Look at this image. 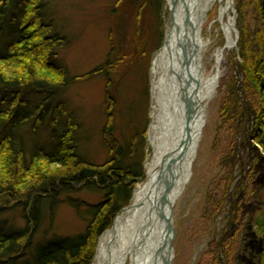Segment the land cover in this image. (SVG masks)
Listing matches in <instances>:
<instances>
[{
  "label": "trees",
  "instance_id": "16d2710c",
  "mask_svg": "<svg viewBox=\"0 0 264 264\" xmlns=\"http://www.w3.org/2000/svg\"><path fill=\"white\" fill-rule=\"evenodd\" d=\"M134 2L140 13L149 0ZM150 2L155 7L160 4V0ZM46 7L44 0H0V201L15 202L26 221L20 232H0V264H91L99 237L110 228L119 211L129 205L134 185L144 176L147 110L142 128L133 124L122 141L115 136L114 98L108 86L112 78L109 73L123 63L122 45L116 50L113 44L105 64L93 71L108 80L104 96L106 121L101 134L109 158L97 164L80 151L81 126L58 100L70 83L67 69L58 62V50L68 41L57 32ZM235 7L239 32V62L231 90L235 102L223 106L221 113L226 121H240L241 139L236 141L232 136L224 163L240 166L238 156L242 151L250 160V169H245L248 175L244 179L239 174L237 186L232 184L236 177L228 174L220 187L224 188L222 202L229 203L231 222L241 224L245 219L242 204L257 201V190L251 183L262 160L255 144L264 154V0H236ZM249 7L259 21L256 31L246 23L245 10ZM139 18L138 15L136 21ZM118 26H122L121 22ZM125 37L122 33L119 41L124 43ZM47 121L53 148L46 151L30 146L27 151L19 133L27 128V133L33 134ZM129 124L132 126L131 121ZM84 186L103 192V200L90 210L83 233L35 241L32 234L41 220V206L50 202L52 208L62 194L80 191ZM236 192L234 199H226ZM262 199L264 203V193ZM256 223L264 240V215ZM240 248V231H226L219 240L209 243L197 264H238ZM258 259L259 264H264V243Z\"/></svg>",
  "mask_w": 264,
  "mask_h": 264
},
{
  "label": "rangeland",
  "instance_id": "374dc122",
  "mask_svg": "<svg viewBox=\"0 0 264 264\" xmlns=\"http://www.w3.org/2000/svg\"><path fill=\"white\" fill-rule=\"evenodd\" d=\"M44 1L47 4L45 11L55 23L57 32L68 41L67 46L58 50V62L67 69L70 83L58 100L65 104L81 126L78 137L80 151L89 161L103 163L109 158L101 134L106 121L104 96L108 80L102 74L93 71L105 64L113 44L117 46L116 50L119 49L120 44L122 45L120 51L123 63L118 65L114 72L109 73L110 78L112 77L108 90L114 98L115 136L122 141V138L129 135V128H133V124L136 128H142L147 110L148 138L151 122V66L154 56L162 48L165 40L169 20L167 0H160L157 7L151 6L149 0L140 13H137L138 7L134 0ZM235 5L236 0H233L237 14ZM245 11L246 23L252 31H256L259 21L254 10L249 7ZM217 12L218 5L208 15L203 32L205 37L208 36L209 26L216 22ZM138 15L140 18L136 21ZM231 15L233 17V13ZM119 22L122 26H118ZM215 26L210 35L215 39L212 51L223 46L222 39L218 35L215 36L218 23ZM235 26L237 28V17ZM118 27L120 30L116 29ZM122 33L126 35L124 43L119 41ZM115 55L116 53L111 55V58ZM227 55V60L222 65L223 75L219 79L217 91L207 108L206 121L192 165L191 177L173 208L172 264H197L207 251L209 243L214 239L219 240L229 230H239L241 238L246 239L243 243L251 240L246 237L251 231L262 237L256 223L258 218L264 215L262 202L264 154L259 145L255 144L259 147L256 150L262 161L251 183L257 190V201L252 200L242 204L244 221L241 224L237 221L231 222L232 214L228 215L231 212L229 203L222 202L224 188L221 189L220 184L223 185L224 178L226 179L228 174H231L229 177H236L232 184L237 186L239 174L242 173L241 179H244V176L248 175L245 169H250V160L246 152L241 153L242 151L238 156L241 161L240 166L236 164L234 167H229L224 163L232 145V136L234 135L233 139L236 141L241 139L238 133L240 121L237 119L226 121L221 113L223 106L235 102V98H231V90L239 56L235 51ZM205 64L206 68L211 70L209 59ZM130 121L132 126L129 124ZM42 125L33 134L27 133V128L19 133L25 141L27 151L30 150V146H38L46 151L53 148L55 143L49 129V121L43 127ZM230 127H233V130H230ZM149 151L146 141L143 169ZM145 178L144 169L143 179L134 185V190ZM236 195L237 192L234 196H227L226 199H234ZM102 200L103 192L84 186L80 191L62 194L52 208L50 202L44 203L41 206V220L32 237L34 236V240L38 241L52 235L73 237L83 233L90 219V210ZM250 226L252 230L248 229ZM25 227L26 221L22 209L17 207L15 202L0 201V232H20ZM241 255L240 252L239 257ZM18 264L28 263L23 261Z\"/></svg>",
  "mask_w": 264,
  "mask_h": 264
},
{
  "label": "bare ground",
  "instance_id": "6f19581e",
  "mask_svg": "<svg viewBox=\"0 0 264 264\" xmlns=\"http://www.w3.org/2000/svg\"><path fill=\"white\" fill-rule=\"evenodd\" d=\"M216 5V22L205 37L208 15ZM167 8L165 40L151 66L146 178L136 186L130 204L99 237L92 264L165 263L168 252L163 247L162 216L168 215L169 208L173 210L189 182L208 105L223 75L227 54L235 50V21L228 0H167ZM216 23L215 36L222 39L223 46L212 51L215 39L210 35ZM208 59L211 70L205 66ZM178 157L181 159L174 166L176 179L170 205L160 208L162 186L168 177L160 180L159 175L170 159Z\"/></svg>",
  "mask_w": 264,
  "mask_h": 264
},
{
  "label": "water",
  "instance_id": "95a60500",
  "mask_svg": "<svg viewBox=\"0 0 264 264\" xmlns=\"http://www.w3.org/2000/svg\"><path fill=\"white\" fill-rule=\"evenodd\" d=\"M228 4L233 7V0H228ZM232 13H233L234 21H235L237 14H236V10L234 7H233ZM238 41H239V32L235 26V50L234 51H235V54L237 55L239 53L238 46H237ZM188 113H190V110L188 111ZM187 130H188V127H187ZM146 141H147V138H146ZM186 147H187V144H186ZM254 148L257 150L259 149L257 145H255ZM180 159L181 157L170 159L166 170L159 175L160 180L161 179L163 180L164 177L166 176L168 177L166 178V180H164V183L162 186L163 189H162V194H161L160 201H159L160 208L163 207L164 204L170 205V193L174 188L175 179H176L175 174H174V171H175L174 166L177 164V161H180ZM262 175L264 176V173ZM126 207L122 208L119 211V213L123 211ZM168 210H169L168 215L166 217L162 216L164 223H165V239L163 242L164 243L163 247L166 248L168 252V258L167 260L164 259L165 261L164 264H172V257H173V245H172L173 238H174V229H173V223H172L173 210L172 208H169ZM248 229L252 230V227L250 226L248 227ZM246 237L251 238V240L248 243H250L251 245L255 243L256 249L254 251H255V254L259 255L263 250V243H264L263 238L258 237L254 231L253 232L251 231L249 234L246 235ZM249 262L253 263V259L252 258L249 259Z\"/></svg>",
  "mask_w": 264,
  "mask_h": 264
},
{
  "label": "flooded vegetation",
  "instance_id": "af4514ba",
  "mask_svg": "<svg viewBox=\"0 0 264 264\" xmlns=\"http://www.w3.org/2000/svg\"><path fill=\"white\" fill-rule=\"evenodd\" d=\"M246 239L245 238H241V248L240 251L238 252V256L237 259L240 261H238V264H259V257L262 254V252L257 255L255 254V249H256V245L255 243L253 245H251L250 243H243ZM263 251V250H262ZM240 252L242 253L241 257H239ZM253 259V263L249 262V259ZM241 261H244V263H242Z\"/></svg>",
  "mask_w": 264,
  "mask_h": 264
}]
</instances>
